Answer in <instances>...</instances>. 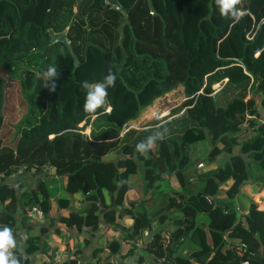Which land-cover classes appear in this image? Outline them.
I'll return each mask as SVG.
<instances>
[{"label":"trees","instance_id":"1","mask_svg":"<svg viewBox=\"0 0 264 264\" xmlns=\"http://www.w3.org/2000/svg\"><path fill=\"white\" fill-rule=\"evenodd\" d=\"M76 1L54 0L49 7L50 0H0V174L52 172L59 191L80 192L83 211L57 216L67 227L92 232L100 219L114 224L125 214L130 225L116 227L125 231V241H133L151 232L157 220L144 241L166 264H240V258L264 264V209L250 204L247 214L240 213L235 198L243 184L253 190L264 184V123L248 117L256 115V93L264 109V0H241L236 7L244 15L238 21L222 16L215 0H151L152 6L147 0H117L124 13L106 0H80L75 15ZM49 29H65L75 67L62 42L49 43ZM51 65L59 72L53 92L43 79ZM109 68L117 76L115 87L92 114L84 107L81 84L103 81ZM176 85L184 95L179 116L119 135L121 124L109 117L124 106L118 91L133 96L135 112L157 91ZM164 129L148 158L136 151L138 143ZM246 129L253 133L242 137ZM201 142L208 148L198 153ZM198 161L204 169H196ZM132 173L148 196L126 201ZM47 188L37 177L23 199L7 187L0 226L13 231V213L39 203L38 193ZM118 245L108 240L103 258ZM22 246L27 255L45 244L31 235Z\"/></svg>","mask_w":264,"mask_h":264},{"label":"crops","instance_id":"2","mask_svg":"<svg viewBox=\"0 0 264 264\" xmlns=\"http://www.w3.org/2000/svg\"><path fill=\"white\" fill-rule=\"evenodd\" d=\"M48 136L51 137V134ZM37 177L45 180L49 192L40 190L37 197L39 203L21 205V209H17L12 215L13 236L17 240V249L14 252H18L26 258L25 264H61L63 261L69 264L70 260L75 264H166L160 259L163 255L158 256L152 247L147 249V241H144V237H148L156 228L152 229L153 222L151 223V232L150 230L141 232L133 241H125L123 239L125 231L116 227L118 223L126 227L130 225L131 220L125 214L115 217V225L100 219L96 229L92 232H88L82 226L67 227L58 222L57 216L65 215L69 210L82 212L86 205V199L80 192L65 194L63 190L59 191V179L52 172L44 176L1 173L0 201L4 197L7 187L12 188L17 197L28 198L27 191L33 186ZM247 191L248 188L243 184L235 194L238 201L236 205L244 214L248 213L250 206V197H247ZM147 196L148 192L144 194L143 191L134 189L133 184H130V189L126 193V201ZM59 197L62 199H58ZM43 198L48 200V206L44 208L40 206V200ZM32 205L42 210L41 216L34 214L31 210ZM154 223H158L157 220ZM161 232L162 230L160 237L163 243L167 241V237L166 233L161 234ZM31 235H37L45 247L43 251L35 249L25 255L22 252V244ZM111 239L117 240L119 245L114 253L103 258L107 250L106 244ZM130 244H132L131 251L126 252ZM182 251H185V248Z\"/></svg>","mask_w":264,"mask_h":264},{"label":"rangeland","instance_id":"3","mask_svg":"<svg viewBox=\"0 0 264 264\" xmlns=\"http://www.w3.org/2000/svg\"><path fill=\"white\" fill-rule=\"evenodd\" d=\"M214 89H218L220 87V83H214L213 84ZM255 88V82L252 81V86L248 90L251 91ZM157 91V90H156ZM119 97L123 100L124 106L121 110H119L116 114L112 115L110 114L109 117L111 120L120 123L121 127L119 130V135L127 129V128H139L145 125L149 124H159L162 123L165 120H169L173 118L174 116H179L182 113L183 107L180 106L182 100L184 99V95L182 92V88L180 85H176L175 87L165 90L161 93L157 91V95L151 97V99L142 105L138 110L134 112V99L132 95L126 94L123 91H118ZM151 92L149 91L147 93V96H149ZM108 107L106 108V110ZM255 111L256 115H251L248 117H252L253 120L257 123H264V109L260 105V94L256 93L255 95ZM77 125H81V122H79ZM244 127V126H243ZM84 132L88 133L87 128H84ZM253 132L246 129L245 133L242 137H248ZM207 142H201L198 143L195 146V151L198 153L204 152L208 148ZM238 145H235L234 148L236 151ZM205 168V163L203 164ZM202 168V167H201ZM138 174V173H136ZM136 174L129 175V183L133 184V188L140 191L142 189V185L140 182V177ZM246 188H248V191L246 194L247 197H250L254 188H251L249 184H245ZM152 225V224H151ZM157 223L155 224L153 222L154 229ZM151 229V230H152ZM165 233V232H161ZM164 236V235H163ZM166 236V235H165Z\"/></svg>","mask_w":264,"mask_h":264},{"label":"clouds","instance_id":"4","mask_svg":"<svg viewBox=\"0 0 264 264\" xmlns=\"http://www.w3.org/2000/svg\"><path fill=\"white\" fill-rule=\"evenodd\" d=\"M219 6L222 16H231L238 21L244 12L240 11L236 6L241 4V0H215ZM115 67V66H113ZM59 76V72L54 65H51L43 73L44 87L50 92L55 91V81ZM117 76L112 68H109L107 75L103 81L90 86L87 81L82 82L81 87L86 90V99L84 107L92 114H96L98 109L103 108L107 103L108 89L115 87ZM167 129L164 131H156L148 136L146 140L136 145V151L148 158V152L153 149L158 140H163ZM17 249V240L13 236V231L8 226H0V264H20L14 250Z\"/></svg>","mask_w":264,"mask_h":264},{"label":"built area","instance_id":"5","mask_svg":"<svg viewBox=\"0 0 264 264\" xmlns=\"http://www.w3.org/2000/svg\"><path fill=\"white\" fill-rule=\"evenodd\" d=\"M204 163L202 161H198L195 164V167L197 170H202L204 169ZM202 167V168H201ZM22 170V167L18 168L16 170V172H20ZM205 198H207L209 203H213V201L211 200V198H209V196H205ZM249 204H254L255 208L258 210H263L264 209V184H262L258 189H256L254 192H252V194L250 195V203ZM31 210L34 212L35 215L37 216H41L42 215V210L35 206L32 205ZM236 210L240 213H243L241 210H239V207L236 205ZM236 251H238V253H242L243 252V248L237 247L235 249ZM161 260L165 261L164 257L160 258ZM240 264H249L248 260L245 258H240Z\"/></svg>","mask_w":264,"mask_h":264},{"label":"water","instance_id":"6","mask_svg":"<svg viewBox=\"0 0 264 264\" xmlns=\"http://www.w3.org/2000/svg\"><path fill=\"white\" fill-rule=\"evenodd\" d=\"M80 0H77L75 5H74V13L75 15L78 14V4H79ZM148 2V5L149 6H152L151 4V0H147ZM54 3V0H50V6L51 7ZM106 3L116 9H118L119 11H121L122 13L125 12L124 8L121 6V4L117 1V0H106ZM48 9L46 10V13H47ZM48 35H49V43H52V42H55V41H60L62 42L68 52H70L71 56H72V63H73V67L76 66V58L75 56L71 53V50H70V46H69V42L65 36V29L61 30L60 32H53L51 29L48 30Z\"/></svg>","mask_w":264,"mask_h":264}]
</instances>
